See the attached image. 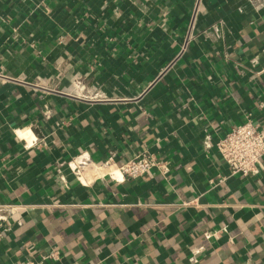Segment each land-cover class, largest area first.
Here are the masks:
<instances>
[{
  "label": "crops",
  "instance_id": "0c3cea01",
  "mask_svg": "<svg viewBox=\"0 0 264 264\" xmlns=\"http://www.w3.org/2000/svg\"><path fill=\"white\" fill-rule=\"evenodd\" d=\"M263 69L249 0H0V264H264V159L229 176L203 146L249 111L264 135ZM144 150L169 171L68 165Z\"/></svg>",
  "mask_w": 264,
  "mask_h": 264
},
{
  "label": "built area",
  "instance_id": "2783aa9c",
  "mask_svg": "<svg viewBox=\"0 0 264 264\" xmlns=\"http://www.w3.org/2000/svg\"><path fill=\"white\" fill-rule=\"evenodd\" d=\"M249 3L255 11H259L264 7V0H249ZM211 30L216 33V27L212 26ZM187 43V42H186ZM186 45L184 46V48ZM252 65L257 64V59L250 60ZM254 68V67H253ZM264 70V69H263ZM260 72H263L262 70ZM260 108L264 106L263 102L259 103ZM245 121L237 126L229 129L225 134L215 140L207 133L203 139V146L206 150L215 148L217 153L227 163L230 175H239L243 178H255L259 176L263 168L264 159V135L261 122L255 118L254 112H248L245 115ZM81 156H87L84 152ZM69 168L75 174L79 182L85 186L91 184L92 177L88 175L89 168L103 167L108 169V175L112 180L117 182L124 181L127 178L138 179L143 176L152 174L155 168L161 172L169 171L167 163L158 159L153 154L144 150L121 163H117L115 154H110L101 164L94 161L81 162L78 158L71 160ZM229 176H218L211 179L210 184L216 187L224 182ZM18 204H0V220L5 218L2 211L14 213L19 209ZM225 230L226 228L222 227ZM218 230H206L204 235L207 238L217 235ZM203 247H194L190 249L189 261L196 264L199 260V253H202ZM60 258L58 251H51L41 256L35 261H28L25 264H49Z\"/></svg>",
  "mask_w": 264,
  "mask_h": 264
}]
</instances>
